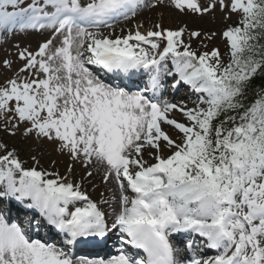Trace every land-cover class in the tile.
Returning <instances> with one entry per match:
<instances>
[{"label": "snow or ice", "instance_id": "obj_1", "mask_svg": "<svg viewBox=\"0 0 264 264\" xmlns=\"http://www.w3.org/2000/svg\"><path fill=\"white\" fill-rule=\"evenodd\" d=\"M160 3L0 0V29L52 30L36 51L19 50L23 66L0 84L6 130L23 125L25 137L54 143L86 168L102 166L118 193L106 219L81 183L26 168L15 149L0 144V264H264V87L253 85L264 76V0H211L207 7L169 0L181 13L219 4L239 14L222 32L227 62L216 48L193 50L183 27L99 31ZM134 73L148 77L134 91L105 79ZM165 77L173 89L182 82L197 94L192 107L160 98ZM173 112L184 122L170 118ZM113 232L121 246L107 258L76 256L70 247L89 237L106 243ZM172 234L199 236L215 254L196 252L193 238L182 256Z\"/></svg>", "mask_w": 264, "mask_h": 264}, {"label": "rangeland", "instance_id": "obj_2", "mask_svg": "<svg viewBox=\"0 0 264 264\" xmlns=\"http://www.w3.org/2000/svg\"><path fill=\"white\" fill-rule=\"evenodd\" d=\"M229 1L230 0H225ZM202 7H207V5L211 2V0H199ZM239 19V14L234 15L232 17H227L224 13V11H220L218 9V4H216L215 8L209 11L208 13L202 15V14H196L191 12H179L178 10L174 9L173 7L169 6V0H163V3L157 4L156 7H146L142 12H139L134 17H132L130 20H126L124 23L120 24L118 27L111 29L110 32L116 33L117 35H122L125 32L129 31H135L137 25H142L140 30L146 31L148 29H154V25L160 24L162 28H168V29H178V28H185L186 31L182 36V39L186 42V38L191 44V48L195 50L194 46L199 47L200 42L197 41L195 43L193 38H190L189 33L192 31H198L200 32V38L207 39L211 43H216L217 39L219 38V41L223 39L225 41L224 48L222 47V44L218 45V48L226 50L227 48V41L222 37L223 30L231 25L235 24ZM216 33L215 36H213L211 39H208L206 34ZM45 34H41L38 37H44ZM36 34H32V37L29 36H14L10 37L7 42L0 45V84L4 83L6 79L11 78L18 70L21 68L24 64V61H16L11 64V68H5L3 66L4 60L12 61L16 59L17 56H13V54L18 53L21 49H28L29 51H35V47L32 45L33 41L35 44L41 43L42 40L40 38V41L37 40V37H35ZM46 36V35H45ZM58 43V42H56ZM193 44V45H192ZM14 48H17V51H12ZM198 49V48H197ZM37 50V49H36ZM196 51V50H195ZM205 51V50H204ZM11 52V54H9ZM17 59H19L17 57ZM24 75H27L25 73ZM4 126V131L6 135V141L4 142V145L9 149H15L18 156L24 157V158H31L33 156H38L37 152L34 153V148L38 145L40 146V151H43L46 153V157H49V159L53 160L57 159V161L61 162L59 165L54 166L55 168L59 167L60 165L63 166L62 170L65 172H68V166L72 165V169L74 168V161L70 160L68 155L66 153H61L56 150V145L52 142H48L47 140H38L34 141L33 136L25 137L23 135V125L20 126L15 131V134L9 133L8 130L5 128V122L2 118H0V127ZM2 128H0L1 132ZM13 135H20L24 136L25 142L20 140L19 138L13 137ZM178 136V135H176ZM0 142L2 143V140L0 139ZM27 146V148L25 147ZM50 151L51 154H50ZM49 152V153H47ZM26 153L24 156L23 154ZM44 153V154H45ZM167 154V153H165ZM42 158V156H41ZM150 158L148 154L145 155V159L148 160ZM37 159V158H36ZM46 160V159H45ZM26 161L28 164H26V167H32L33 162L28 160ZM47 161V160H46ZM84 171V169H83ZM85 173V171H84ZM86 174V173H85ZM87 175V174H86ZM104 173H100L99 175H96V179H99L104 184L103 179ZM99 192V191H97Z\"/></svg>", "mask_w": 264, "mask_h": 264}, {"label": "bare ground", "instance_id": "obj_3", "mask_svg": "<svg viewBox=\"0 0 264 264\" xmlns=\"http://www.w3.org/2000/svg\"><path fill=\"white\" fill-rule=\"evenodd\" d=\"M146 2H147V0H145V3ZM123 34H127V32H125ZM145 47H147V46L145 45ZM180 85H181V83L179 84V86ZM176 94H178V93L175 92L174 95L177 96ZM188 96H190V93L184 94L183 100H180V101L177 98H175L173 103H177V102H181L182 101L184 104L187 105V103H188ZM179 121L184 122L183 120H179ZM170 135L172 137L175 136V130L174 129H172L170 131ZM39 153L42 156V158H37L36 159L37 161H39V164H36V161H34L33 159L28 158V157L27 158H24V157L19 156V158L23 162L24 167L28 163L26 161H23V160L32 161L33 162V165H35L38 169H44V170H47V171H50V172H58L61 176H67L69 180H72V181L81 183L82 190L88 191V190L92 189V183H91V179H90L91 176L88 177V176H85L83 174V172H82V166H81V163L80 162L74 161V168L72 169L71 173H69V172H65V171L62 170V168H63L62 165H60L57 168L54 167V166H57V165H59L61 163V162L57 161V159L56 160L55 159L53 160V158L52 159H49V157H46V153L44 154V152H41V151H39ZM146 154H147V152H145V155ZM23 155L25 156L26 153H24ZM103 188L105 189V194H103V196L98 199V205H99L100 209L103 212H105L106 210L109 209V207H111V208L116 207L117 208L116 203L112 199V197H113L114 194H118V193L115 192L116 186H115L114 182H112L111 185L108 188L107 187H103ZM109 188H112V189L109 190ZM103 201H107V203H104ZM52 238H54V235L53 234H52ZM109 256H110V254L105 253L104 256H103V258H107ZM99 257L100 256H96L95 255V256H90L89 258H99Z\"/></svg>", "mask_w": 264, "mask_h": 264}, {"label": "trees", "instance_id": "obj_4", "mask_svg": "<svg viewBox=\"0 0 264 264\" xmlns=\"http://www.w3.org/2000/svg\"><path fill=\"white\" fill-rule=\"evenodd\" d=\"M253 85L254 87L256 88H259V87H264V76H261V75H257L256 78L254 79L253 81ZM251 90V89H250ZM252 92V95L254 94V92L251 90Z\"/></svg>", "mask_w": 264, "mask_h": 264}]
</instances>
